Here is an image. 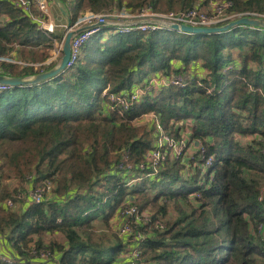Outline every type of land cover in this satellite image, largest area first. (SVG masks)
Instances as JSON below:
<instances>
[{"label":"trees","instance_id":"16d2710c","mask_svg":"<svg viewBox=\"0 0 264 264\" xmlns=\"http://www.w3.org/2000/svg\"><path fill=\"white\" fill-rule=\"evenodd\" d=\"M16 1L0 0V57L10 59L0 70H47L63 35H48ZM61 1L72 24L87 11L199 2ZM233 1L235 11L264 12V0ZM107 30L55 78L0 90V248L14 259L0 264L44 263L42 252L54 264H124L131 240L116 219L127 202L152 217L141 264H264V28ZM150 74L184 81L146 89L130 108L111 101ZM151 112L176 140L189 129L191 153L168 154L157 171L147 159L159 140ZM26 178L50 184V196L25 204Z\"/></svg>","mask_w":264,"mask_h":264},{"label":"built area","instance_id":"2783aa9c","mask_svg":"<svg viewBox=\"0 0 264 264\" xmlns=\"http://www.w3.org/2000/svg\"><path fill=\"white\" fill-rule=\"evenodd\" d=\"M16 3L24 7L35 20L39 23V28L45 30L48 35L55 33V23L50 14V8L48 0H17ZM36 8L37 13L33 11ZM233 0H199V2L193 7L186 9H177L170 11H158L152 5H145L139 10L133 12L129 11L126 7L117 9L107 13H94L87 11L82 14L78 20L73 24V28H79L81 26H95L92 29L83 30L75 34L71 40V59L67 64V67L72 66L80 57L83 46L93 38V36L105 29H111L114 32H130L133 30H160L169 29L171 24H186L190 26H218L225 24L229 21L235 20L243 16L252 17H264V12L245 11L238 12L233 9ZM62 41L55 40L54 57L62 52ZM10 60L5 57H0L1 60ZM24 63L22 61H18ZM8 74L0 70V74ZM184 78L181 75H174L170 79L161 76L160 74H154L146 80V87H136L130 94H110L111 101L117 105H123L124 108H130L134 105L135 100H140L142 95L146 92V89H151L153 86L169 85L170 83L183 82ZM145 82V83H146ZM8 84L0 83V90L10 88ZM211 90V89H209ZM106 91V90H105ZM152 120H155L157 128V136H159L157 147L153 148L148 154L147 159L153 164L154 171H157L159 164L164 161L168 154L174 157L188 156L191 153L189 129H187L183 136L176 140L174 137L165 133L162 124L157 119V116L150 114ZM171 148V151L163 148L165 145ZM199 145V143H198ZM264 153V148H263ZM211 160H208V164ZM44 186H34L29 190L27 195L28 203L38 204L45 198L46 190H50L51 185L45 184ZM50 192V191H49ZM7 206H14V200L8 198L6 200ZM120 216L123 217L122 223L117 226L118 235L121 237H129L131 243L127 251V259L125 258L124 264H141L139 256L141 253V245L145 240L146 231L145 226L151 221V213L148 209H140L137 204L127 202L122 205ZM159 227H165L164 222L161 219L155 222ZM36 252V251H34ZM41 258L46 259L44 263L40 264H54L55 260H50V255L47 252L40 254ZM0 258L9 263H13L14 259L10 256L3 254L0 248ZM31 264V263H29ZM33 264V263H32Z\"/></svg>","mask_w":264,"mask_h":264},{"label":"water","instance_id":"95a60500","mask_svg":"<svg viewBox=\"0 0 264 264\" xmlns=\"http://www.w3.org/2000/svg\"><path fill=\"white\" fill-rule=\"evenodd\" d=\"M242 25L264 28V17L243 16L218 26H190L186 24H182V25L171 24L169 29L183 33H188V34H213V33L225 32ZM94 27H96V25L95 26L86 25L75 29L73 28V24L69 16L67 29L62 38L61 50L63 55L59 60V62L56 63V65L41 72H36L21 76H13L2 73L0 74V83L8 84L11 87L29 86L34 84L37 85L43 81H49L55 78L57 75L63 73L66 70L67 64L71 59V40L73 36L83 30L92 29Z\"/></svg>","mask_w":264,"mask_h":264},{"label":"crops","instance_id":"0c3cea01","mask_svg":"<svg viewBox=\"0 0 264 264\" xmlns=\"http://www.w3.org/2000/svg\"><path fill=\"white\" fill-rule=\"evenodd\" d=\"M204 1H206V0H204ZM48 4H49V8H50L51 17L53 18V21L57 27L55 33L61 34V31H64V33H65L66 29H67V23L69 20V16L72 19V14L69 11L70 10L69 7H67L60 0H48ZM54 50H55V48H54ZM53 55H55V53ZM200 72H202V70ZM27 201H25L26 203L25 202L24 203L27 204Z\"/></svg>","mask_w":264,"mask_h":264},{"label":"rangeland","instance_id":"374dc122","mask_svg":"<svg viewBox=\"0 0 264 264\" xmlns=\"http://www.w3.org/2000/svg\"><path fill=\"white\" fill-rule=\"evenodd\" d=\"M61 1V0H60ZM63 3V2H62ZM158 10V9H157ZM174 10H177V9H174ZM158 11H162V10H158ZM57 24V23H56ZM56 29H57V27H55V31H56ZM106 33L107 34H109L110 32L107 30V29H105V30H103V31H101V32H99V33H97V34H95L94 36H93V40H95V39H98V38H102V40H105V37H104V35H106ZM60 35H63L64 36V31H61V34ZM54 48H55V46H54ZM62 55H63V53L62 52H60L58 55H57V57L55 58L54 57V55L50 58V61H53V62H55V64L54 65H56V63L57 62H59V60L61 59V57H62ZM53 65V66H54ZM43 71V70H42ZM39 72H41V71H39ZM162 75V74H161ZM154 76V74H150L149 75V77L148 78H150V77H153ZM147 78V79H148ZM147 83V82H146ZM157 86V85H156ZM114 105L115 104H112L111 105V109L112 108H114ZM109 108V109H110ZM153 112H151L150 114H152ZM144 115H148V117H149V114H144ZM24 185L26 186V189H25V191L23 190V194L22 195H20V197H21V199L25 202V201H27V195H28V192H29V190H31L32 189V185H31V183H30V180H29V178H26L25 179V181H24ZM37 186H44V187H46V185H37ZM49 191H51V188H50V190H46V192H45V195L46 196H50V192ZM21 206V205H20ZM176 213V210L173 208V207H171L170 208V214L171 215H174ZM122 221H123V217H119V220H118V218L116 219V222H117V225H119L120 223H122ZM101 226V225H100ZM122 256H124V255H122ZM123 258V257H122ZM124 259V258H123Z\"/></svg>","mask_w":264,"mask_h":264}]
</instances>
